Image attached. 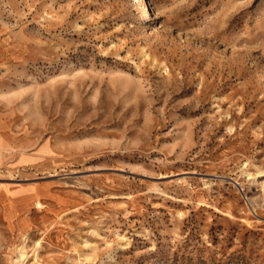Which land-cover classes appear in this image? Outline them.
I'll list each match as a JSON object with an SVG mask.
<instances>
[{"label":"rangeland","instance_id":"obj_1","mask_svg":"<svg viewBox=\"0 0 264 264\" xmlns=\"http://www.w3.org/2000/svg\"><path fill=\"white\" fill-rule=\"evenodd\" d=\"M146 1L0 0V264H264V0Z\"/></svg>","mask_w":264,"mask_h":264},{"label":"bare ground","instance_id":"obj_2","mask_svg":"<svg viewBox=\"0 0 264 264\" xmlns=\"http://www.w3.org/2000/svg\"><path fill=\"white\" fill-rule=\"evenodd\" d=\"M138 4L139 5H144V6H147V1L146 0H138ZM148 10V9H147ZM260 171V170H259ZM258 173V172H257Z\"/></svg>","mask_w":264,"mask_h":264}]
</instances>
